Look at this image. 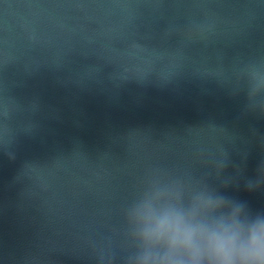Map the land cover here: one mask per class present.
Wrapping results in <instances>:
<instances>
[{
	"label": "water",
	"instance_id": "95a60500",
	"mask_svg": "<svg viewBox=\"0 0 264 264\" xmlns=\"http://www.w3.org/2000/svg\"><path fill=\"white\" fill-rule=\"evenodd\" d=\"M33 2L0 0V36H6L5 47L15 58L0 68V85L5 98L18 104L9 120L13 140L0 150V264H108L109 257L112 264H123L131 249L109 193L150 165L202 174L206 169L196 154L214 151L220 140L208 122L252 140L250 145L237 143L248 152L244 174H255L264 158V147L257 142L264 136V117L245 113L243 94H229L208 73L222 70L230 83L241 58L264 57V20L248 32L241 10L225 9L230 22L221 24L206 43L179 50L162 43L160 58L142 53L145 70L181 73L161 87L134 79L117 83L110 77L113 66L99 61L95 38L81 27L89 17L110 24L94 8L38 10L53 22H67L70 33L48 26L42 42L31 44L22 36V24ZM186 14L181 9L150 10L138 21L140 37L161 39V16L176 26ZM118 30L134 35L127 25ZM94 64H102L99 73ZM77 143L87 155L70 153ZM58 154L42 169L46 188L16 178L25 161ZM232 158L241 162L240 152L234 150ZM226 191L253 209H264V189L248 192L241 183Z\"/></svg>",
	"mask_w": 264,
	"mask_h": 264
},
{
	"label": "clouds",
	"instance_id": "9594fccd",
	"mask_svg": "<svg viewBox=\"0 0 264 264\" xmlns=\"http://www.w3.org/2000/svg\"><path fill=\"white\" fill-rule=\"evenodd\" d=\"M4 7L7 11L9 6ZM27 8L22 36L33 45L42 42V30L48 26L70 33L67 22H53L38 10L96 9L110 24H99L89 17L81 27L95 38V47L101 53L99 61L113 66L110 77L117 83L134 79L161 87L181 73L145 70L140 66L146 61L142 53H157L160 58L158 50L162 43L177 50L188 44L206 43L218 34L221 24L230 22L225 9L241 10L248 32L264 20V0L239 5L223 0H34ZM152 9H181L187 14L176 26L161 16L158 30L162 38L147 41L140 37L138 21ZM123 25L134 35L119 31L118 27ZM7 43L6 36H0V68L15 59L5 47ZM102 64H94L95 73L101 71ZM208 77L226 87L231 95L243 94L245 113L264 117V57L241 58L230 83L226 82L222 70L208 73ZM16 107L15 99L11 98L10 102L5 98L0 85V150L6 149L13 140L8 135L9 120ZM207 124L218 133L220 140L214 151L196 154L195 159L206 169L202 174L150 165L139 174H130V180L109 193L122 225L124 243L131 249L123 264H264V209H253L247 200L226 191L241 183L248 192L264 189V158L258 162L254 175H245L242 163L248 152L246 148L240 149L237 142L250 145L252 140L242 138L222 124ZM257 142L264 147V136ZM234 150L240 152L241 162L233 160ZM72 152L87 155L79 143ZM59 155L44 161H25L16 178L35 180L46 188L42 169ZM230 167L231 173L225 175ZM108 264H112L111 257Z\"/></svg>",
	"mask_w": 264,
	"mask_h": 264
}]
</instances>
